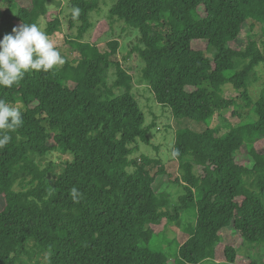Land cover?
Here are the masks:
<instances>
[{
	"label": "trees",
	"instance_id": "16d2710c",
	"mask_svg": "<svg viewBox=\"0 0 264 264\" xmlns=\"http://www.w3.org/2000/svg\"><path fill=\"white\" fill-rule=\"evenodd\" d=\"M18 1L0 0V39L44 16L49 37L60 30L51 0H31L28 7ZM70 7L80 10L78 17L69 14V29L78 35L68 40L79 58L0 87V99L24 120L0 149V264H34L36 257L44 258L36 264H203L215 259L229 227L243 246L261 248L250 264H264V152L256 146L264 139V88L259 98L251 93L264 67V41L249 37L238 45L245 24L251 33L264 30V0H117L110 21L96 24L91 18L100 0H71ZM114 20L139 32L133 52L144 62L142 79L156 102L176 121L206 125L176 132L184 175L174 182L184 193L173 207L167 190L159 189L170 178L162 161L133 158L139 142L151 144L150 129L133 94V75L119 58L121 43L110 41L104 51L98 46ZM204 41V50L194 47ZM228 85L237 97L225 96ZM236 106L251 109L254 119L243 122L242 108L232 113L241 123L229 124L223 112ZM215 117L227 122L225 134L211 126ZM56 150L72 160L60 173L53 165L41 168L37 157ZM242 155L251 166L238 162ZM182 214L190 222L184 241L168 239L177 254L170 262L148 247L150 226L174 225ZM224 254L227 264L237 262L234 246L226 244Z\"/></svg>",
	"mask_w": 264,
	"mask_h": 264
},
{
	"label": "rangeland",
	"instance_id": "374dc122",
	"mask_svg": "<svg viewBox=\"0 0 264 264\" xmlns=\"http://www.w3.org/2000/svg\"><path fill=\"white\" fill-rule=\"evenodd\" d=\"M31 0H19L18 4L22 7H28ZM71 0H51L48 4L49 13L51 18L56 16L61 20L60 30L57 31L54 35L49 38L52 40L53 44L60 51L62 57L66 60H73L79 58V53L68 43L70 38H76L78 31L76 28L69 29V14L72 9L70 7ZM117 2V0H100V7L93 12L91 21L96 24L97 22H102L103 20L108 22L109 20V10ZM2 10H5L3 7ZM13 15L17 14V9L14 7L12 11ZM43 26V29L46 30L48 26L47 17H41L38 21ZM79 24V23H78ZM111 24V30L108 31L101 41L98 43V46L101 51L106 50V45L108 42L113 40H119L121 43L119 52V58L122 60L123 64L129 68L131 74L134 78L135 88L133 94L136 97L137 101L140 104L141 109L144 111L146 116V128L150 129L149 135L151 138V144H145L139 142V151L133 155V158L140 157L141 155L149 156L152 159H160L163 166H165L167 172L170 174L168 178V184L166 187H160V190H167L170 198V206L178 204V199L181 194L184 193V190L181 185L175 183L176 179L183 177L184 172L180 167V162L172 155L174 152V144L176 139V132L179 128H190L196 131H203L206 128V125L193 122L190 120H181L176 121L169 109L160 106L149 87V85L144 82L142 79L141 69L144 66V62L140 58L137 52H133V48L138 46V37L139 32L137 30L131 29L121 21H115ZM93 29L90 30L92 32ZM85 35V40H90V34ZM94 33V32H93ZM251 37L255 39L259 44H262L264 41V30L258 26L251 33L250 26L245 24L238 41V45L243 48L248 42V38ZM207 43L199 42L195 43L194 47L196 49L204 50ZM131 53L130 58L127 61L123 60V57ZM244 62L239 61V65L243 66ZM64 65V64H63ZM62 66V65H61ZM115 70L110 71V83L115 79ZM258 81L254 84L252 88V95L255 98H259L261 90L264 88V67L260 68ZM119 94V92H117ZM239 93L233 88L232 85H228L225 88V96L230 99L237 97ZM243 108V109H242ZM242 109L243 122L254 119L253 112L251 109H246L245 107L236 106L232 107L227 111L223 112V115L228 120L229 124L238 125L241 123L238 119L233 117L232 113L235 110ZM249 111V114H248ZM211 126L217 128L220 131V135L225 134L228 131L227 122L223 119H217L216 117L211 119ZM257 148L264 152V139L259 141L256 144ZM73 156L63 150H56L54 152L48 153L44 157H37V161L41 168H48L51 165L55 167L56 172L60 173L62 171L61 164L66 160H72ZM238 162L251 166V160L249 156L242 155L238 158ZM158 169L155 168L156 172ZM52 179V177H51ZM19 189V186L16 187ZM4 200L0 198V210L4 206ZM189 220L185 214H182L181 219L178 223L174 225H167L166 220L159 226H150V229L154 231V238L148 247L154 252L165 253L170 262H173L176 259V249L170 248L168 246V239L173 240L175 238L184 241L186 235L183 233L184 227L189 224ZM223 243L217 247L216 257L213 261H209L203 264H227L224 254L225 245L234 246L238 250V258L235 264H250L251 258L257 257L261 248H247L243 246V240L240 235L235 231L233 227L226 228L222 230ZM39 259L41 262L44 261L43 257H36V260Z\"/></svg>",
	"mask_w": 264,
	"mask_h": 264
},
{
	"label": "clouds",
	"instance_id": "9594fccd",
	"mask_svg": "<svg viewBox=\"0 0 264 264\" xmlns=\"http://www.w3.org/2000/svg\"><path fill=\"white\" fill-rule=\"evenodd\" d=\"M79 11L78 8L72 10L74 18L79 16ZM64 63L65 59L40 23L14 26L0 39V87L12 88L29 72H52ZM23 124L22 112L0 99V149L11 142V133ZM172 155L179 153L174 151ZM70 195L76 199L79 193L74 188Z\"/></svg>",
	"mask_w": 264,
	"mask_h": 264
}]
</instances>
